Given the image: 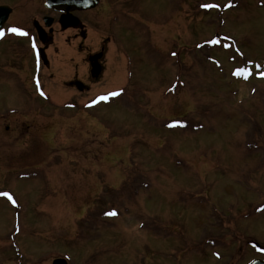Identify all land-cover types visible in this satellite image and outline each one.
<instances>
[{
  "label": "rangeland",
  "instance_id": "1",
  "mask_svg": "<svg viewBox=\"0 0 264 264\" xmlns=\"http://www.w3.org/2000/svg\"><path fill=\"white\" fill-rule=\"evenodd\" d=\"M44 1L0 3L7 23L33 28ZM115 6L118 25L111 11L97 22L101 5L80 13L86 28L40 42L49 100L34 91L27 39L0 42V191L13 197L0 198V264H245L264 242V0ZM101 45L100 81L52 78L69 74L54 62L65 52L68 78L88 77L83 56ZM113 88L110 104L84 108Z\"/></svg>",
  "mask_w": 264,
  "mask_h": 264
},
{
  "label": "flooded vegetation",
  "instance_id": "2",
  "mask_svg": "<svg viewBox=\"0 0 264 264\" xmlns=\"http://www.w3.org/2000/svg\"><path fill=\"white\" fill-rule=\"evenodd\" d=\"M107 4V6H104V4ZM115 4L114 1L112 0H100V3L99 5L94 8V9H89V10H97L101 5H103L102 9H103V13L101 15H96V18H97V22H99L100 18H103L105 16L108 15V11H111L110 13L114 12L112 11V6ZM44 5V3H43ZM44 10L50 12V14H45L43 16V21L40 23V21L38 20H35V22H37L39 25H42L45 29V35L48 36L46 42H42L40 41V39L38 38V35L36 33V30L35 28H28L26 26H22V25H19V24H13V23H8V26L9 28L11 27H18L20 29H22L24 32L27 33V35H19L17 33H13L11 31H8L7 30V35L5 36L6 38L7 37H14V39H27V44L31 50V55L33 57V71H32V81L36 80V81H43V77L41 75V70H42V65H43V62L44 60H39L35 57L34 55V49L35 50H42L43 51V57L45 59V61L47 62V58H48V55H47V58H46V55L44 53V48L42 47V45L40 44V42L42 44H50L53 40V29L55 28V26H59L62 28L60 22H59V18H60V15L62 13L60 12H57L55 10H52V9H48L44 6L43 8ZM84 11H88V10H84ZM83 11H74L73 14L78 16L81 20L78 21V24H75L76 23V20L78 19H72V20H67L66 22H68L69 24L71 25H78V26H70L68 28H65V29H69V28H73V29H79L81 30L82 28H86L85 27V21L83 20V17H82V14L80 15V13H82ZM48 15V16H51L53 18V22L50 26H47L46 24H44V20H45V16ZM111 21V19H110ZM109 25V24H108ZM63 29V28H62ZM4 37V38H5ZM5 38V39H6ZM108 38H112L111 36V33H110V36H108ZM34 43V44H32ZM67 52L64 53V56H57V57H54V62L57 61L58 59H62L64 58L65 61L69 62L70 64V69L67 70L69 72V74L66 76H64L63 78L61 79H57L55 76V72H54V75H52L56 81H70L69 83V87L71 88H75L76 86H80L79 85V81H100L102 76H104L105 72H106V66H105V61L107 60L108 56H109V52L108 50H106V47L105 46H100L99 48H97L95 51L93 52H89L87 54H85L83 57L85 58L86 62L89 64V76L86 77L85 79H83V77L80 75V78L78 77L79 74L77 71H75L74 75L72 78H68L72 72H71V68H72V62L70 63V59L68 57V55H66ZM53 62V61H52ZM38 64V65H37ZM54 64V63H53ZM75 67V65H74ZM43 86H44V83H43ZM45 87V86H44ZM41 98V97H40ZM74 98V97H73ZM75 99H73V101H75ZM262 245V243H260Z\"/></svg>",
  "mask_w": 264,
  "mask_h": 264
},
{
  "label": "water",
  "instance_id": "3",
  "mask_svg": "<svg viewBox=\"0 0 264 264\" xmlns=\"http://www.w3.org/2000/svg\"><path fill=\"white\" fill-rule=\"evenodd\" d=\"M96 2L97 0H47L46 5L58 10H68L70 8H87L93 6ZM9 11L8 7L0 6V23L6 19ZM54 264H67V262L64 259L58 258L54 261ZM249 264H264V260L255 259Z\"/></svg>",
  "mask_w": 264,
  "mask_h": 264
},
{
  "label": "snow or ice",
  "instance_id": "4",
  "mask_svg": "<svg viewBox=\"0 0 264 264\" xmlns=\"http://www.w3.org/2000/svg\"><path fill=\"white\" fill-rule=\"evenodd\" d=\"M204 7H212V5H204ZM8 31H11L13 33H17V34H21V35H27L26 32H24L22 29L18 28V27H11L8 29ZM4 35V31L0 30V36ZM215 42V41H213ZM246 70H237V75H241L245 72ZM261 75H264V73H261ZM117 93H112V95H116ZM101 99H107V97H102ZM4 196H7L9 199H11V195L9 193H3ZM15 201H13L14 203ZM110 215H115L116 213L113 211L111 213H109Z\"/></svg>",
  "mask_w": 264,
  "mask_h": 264
},
{
  "label": "bare ground",
  "instance_id": "5",
  "mask_svg": "<svg viewBox=\"0 0 264 264\" xmlns=\"http://www.w3.org/2000/svg\"><path fill=\"white\" fill-rule=\"evenodd\" d=\"M6 38V37H5ZM5 38H3L0 42H2Z\"/></svg>",
  "mask_w": 264,
  "mask_h": 264
}]
</instances>
